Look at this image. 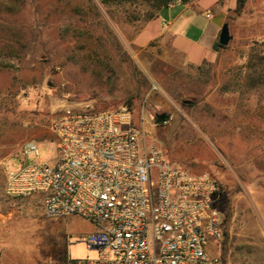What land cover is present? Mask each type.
<instances>
[{
    "label": "rangeland",
    "instance_id": "1",
    "mask_svg": "<svg viewBox=\"0 0 264 264\" xmlns=\"http://www.w3.org/2000/svg\"><path fill=\"white\" fill-rule=\"evenodd\" d=\"M152 2L0 0V264L97 258L80 240L93 224L50 218L41 197L6 192L23 145L37 142L38 162L53 163L54 118L87 106H128L167 159L217 180L223 264H264V0H246L240 13L237 0H193L192 30L179 41L161 21L185 7L161 20ZM225 23L232 40L213 51ZM164 112L170 120L156 125Z\"/></svg>",
    "mask_w": 264,
    "mask_h": 264
},
{
    "label": "built area",
    "instance_id": "2",
    "mask_svg": "<svg viewBox=\"0 0 264 264\" xmlns=\"http://www.w3.org/2000/svg\"><path fill=\"white\" fill-rule=\"evenodd\" d=\"M56 159L26 142L6 172L12 197L39 196L50 218L80 216L99 228L80 240L95 259L64 264H223L219 186L167 159L128 106L65 108L53 120Z\"/></svg>",
    "mask_w": 264,
    "mask_h": 264
},
{
    "label": "crops",
    "instance_id": "3",
    "mask_svg": "<svg viewBox=\"0 0 264 264\" xmlns=\"http://www.w3.org/2000/svg\"><path fill=\"white\" fill-rule=\"evenodd\" d=\"M178 5H183L185 8L179 14H177L175 16V18H173L171 21H169V22L161 21L163 25H167L168 26L167 33L171 35V37H172L171 41H173V39H175V38H177V40L178 39H182V38L184 39L185 36H187L191 32V30H192V21H194V18H195V15H191V16L187 15V16H185L189 12V7H191L193 4H191V5L186 4L185 5V4H182V3H176V4H173V5L169 6L166 9L175 8ZM166 9H164L161 12V14L159 15V17H158V18H161V20H162V14L164 13V11ZM218 29H219V27L215 26V29L213 30V36H212V39L210 41L211 42L210 46H211V49L213 51H215L213 46L215 44V39H216V35H217V32H218ZM177 50L179 52H181L182 49L181 48H177ZM191 64H196V63L195 62H191ZM193 174L198 175V174H201V173L194 172ZM98 230H99V228L97 226H93V228H91L89 230V234L94 233V232H96Z\"/></svg>",
    "mask_w": 264,
    "mask_h": 264
},
{
    "label": "trees",
    "instance_id": "4",
    "mask_svg": "<svg viewBox=\"0 0 264 264\" xmlns=\"http://www.w3.org/2000/svg\"><path fill=\"white\" fill-rule=\"evenodd\" d=\"M152 6L155 8V10H163L168 8L172 3H174L176 0H152ZM182 4H189L191 3L193 0H180ZM246 4V0H237L236 2V12L240 13L242 12V10L244 9V6ZM153 16H151L149 18V20H152ZM223 46H221L218 42H216L213 46L214 50L218 51L219 48H221ZM218 186H219V193H220V198H219V209L221 211L222 214V219H223V223L225 220V214L223 211V205H224V190L221 186V184L216 180Z\"/></svg>",
    "mask_w": 264,
    "mask_h": 264
},
{
    "label": "water",
    "instance_id": "5",
    "mask_svg": "<svg viewBox=\"0 0 264 264\" xmlns=\"http://www.w3.org/2000/svg\"><path fill=\"white\" fill-rule=\"evenodd\" d=\"M231 40H232V36L230 34L229 24L225 23L221 28L219 38H218V43L221 46L226 47L229 45ZM187 103H191V102L188 101ZM170 118H171V116L169 113L164 112L161 114H157L155 116V124L160 125V124L167 123L170 120Z\"/></svg>",
    "mask_w": 264,
    "mask_h": 264
}]
</instances>
